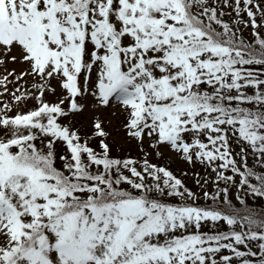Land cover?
Segmentation results:
<instances>
[{
    "label": "snow or ice",
    "instance_id": "6c2138e0",
    "mask_svg": "<svg viewBox=\"0 0 264 264\" xmlns=\"http://www.w3.org/2000/svg\"><path fill=\"white\" fill-rule=\"evenodd\" d=\"M0 69V264H264V0H0Z\"/></svg>",
    "mask_w": 264,
    "mask_h": 264
},
{
    "label": "rangeland",
    "instance_id": "374dc122",
    "mask_svg": "<svg viewBox=\"0 0 264 264\" xmlns=\"http://www.w3.org/2000/svg\"><path fill=\"white\" fill-rule=\"evenodd\" d=\"M8 71H15L17 74L23 72V71H27V65L26 64H20V63H10L7 65ZM5 74L3 72L2 69H0V75ZM11 79V77H10ZM26 81H31L30 77H25ZM21 84H24L27 86V88H29V84L25 83L24 81H20L18 82V84H13L14 87L16 88L17 86H20ZM58 92H59V88H57ZM46 98L50 101V102H56L57 101V96L52 95V94H48L46 96ZM1 100V98H0ZM9 104H11L13 106V112L10 113L11 115H14L16 113L17 107H19L20 109H22L23 111H27L30 108H33L36 106V102L34 100H28L27 104H21V105H16L15 101H11ZM0 106H2V103L0 102ZM98 115L101 119H103L105 121V126L108 128V131L110 133H112L114 135V138H116L117 140H119L120 144L123 145L124 147L130 146V147H135L136 146V142L134 140H129L124 133L123 130V123H124V116L119 112V110L116 107H112V108H108V109H101L99 111H94V110H90L87 111L83 114V116H77L73 118L74 122H80V124L82 125V127L84 129H91V123H92V116L93 115ZM166 160L168 162H172L173 164L183 167L185 166V168H189L190 171H185L188 173V175L185 177V183L186 185H190V184H195V179H196V174H199L200 176H209L208 178L211 179L214 176V173L209 175L210 173V169L209 170H205L203 168V170H200L199 167H193V165H189L187 163H185L184 161H182L178 156H176L173 153H169L167 150H165V155ZM250 162V159H249ZM197 165V164H196ZM194 165V166H196ZM198 190L200 191L199 187H197ZM255 201V200H254ZM254 201H252L251 203V207L258 205L259 204H253ZM203 200H201V203L203 204ZM260 202V201H259ZM221 230H225V229H221Z\"/></svg>",
    "mask_w": 264,
    "mask_h": 264
},
{
    "label": "trees",
    "instance_id": "16d2710c",
    "mask_svg": "<svg viewBox=\"0 0 264 264\" xmlns=\"http://www.w3.org/2000/svg\"><path fill=\"white\" fill-rule=\"evenodd\" d=\"M225 19H228V17H225ZM249 33H250V29H246L245 32H244L245 36H248ZM21 85H23V88H27L26 85H24V84H21ZM8 87L12 91H15V87H14L13 84L8 85ZM2 91H3V89L0 88V92H2ZM0 98H1L0 102L2 104L3 103H10L11 101H13L9 93H5L3 96H0ZM73 123L77 127L81 128L83 131H87V132L91 133V130L92 129H84L82 127V125L80 124V122H74L73 121ZM106 130L108 131V128L107 127H106ZM110 134L111 135H110V137L108 139V142L111 145L112 155L113 156H116V157H127V156H131V157H134V158H139V157L142 156V153H141V151L138 148L130 147V146L124 147L123 145L120 144L119 140H117L116 138H114V135L112 133H110ZM93 146L94 147H97L98 146V140L97 141H94ZM233 148H234L235 151H239V147L236 146L235 144L233 145ZM97 150H99L98 147H97ZM63 151H64L63 146H61L60 147V152L63 153ZM147 151L150 153V157L149 158L152 159L153 162H156L158 164H167L174 171V173L178 177H181L182 176V173H184L185 171H188V172L190 171V169L189 168H185V166L180 167V166H177V165L173 164L171 161L168 162L166 160L167 157H165V156L163 158L156 157L155 156V153H153L151 149H147ZM249 159H250V162H249L250 165H255L254 158L251 157V156H249ZM193 167H199L200 170H203V168H204L203 166H201L199 164H197L196 166H193ZM183 179L185 180V177H183ZM188 187L192 188L194 191H197L198 190V188H197L198 186H196L194 184H190ZM198 203L202 204L201 203V200L198 201ZM253 204H259L260 205V206L255 205V206L252 207L253 209H255L257 211H259L260 209L264 208V201H260L259 202L258 200H255ZM226 227H227L226 225H223L221 229H226Z\"/></svg>",
    "mask_w": 264,
    "mask_h": 264
}]
</instances>
